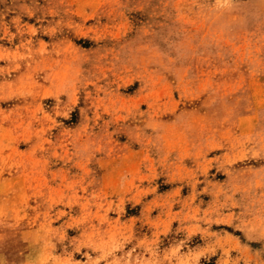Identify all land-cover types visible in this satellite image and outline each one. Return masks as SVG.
<instances>
[{"label": "rangeland", "instance_id": "1", "mask_svg": "<svg viewBox=\"0 0 264 264\" xmlns=\"http://www.w3.org/2000/svg\"><path fill=\"white\" fill-rule=\"evenodd\" d=\"M0 264H264V0H0Z\"/></svg>", "mask_w": 264, "mask_h": 264}]
</instances>
